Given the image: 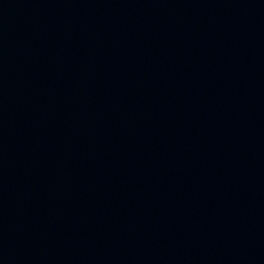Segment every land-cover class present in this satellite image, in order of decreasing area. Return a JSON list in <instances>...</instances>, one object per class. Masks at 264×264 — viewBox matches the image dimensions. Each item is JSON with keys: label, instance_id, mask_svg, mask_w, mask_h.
<instances>
[{"label": "water", "instance_id": "obj_1", "mask_svg": "<svg viewBox=\"0 0 264 264\" xmlns=\"http://www.w3.org/2000/svg\"><path fill=\"white\" fill-rule=\"evenodd\" d=\"M0 71L144 139L264 173V0H0Z\"/></svg>", "mask_w": 264, "mask_h": 264}]
</instances>
